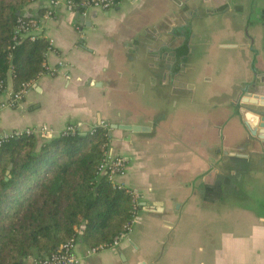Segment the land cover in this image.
Returning a JSON list of instances; mask_svg holds the SVG:
<instances>
[{
    "label": "crops",
    "instance_id": "crops-1",
    "mask_svg": "<svg viewBox=\"0 0 264 264\" xmlns=\"http://www.w3.org/2000/svg\"><path fill=\"white\" fill-rule=\"evenodd\" d=\"M49 8L35 0L23 11L52 46L48 72L0 108V134L104 128L108 153L128 163L113 184L140 196L118 246L91 253L79 241L80 264H264V144L241 115L264 97V0ZM14 92L11 76L0 105Z\"/></svg>",
    "mask_w": 264,
    "mask_h": 264
},
{
    "label": "trees",
    "instance_id": "trees-1",
    "mask_svg": "<svg viewBox=\"0 0 264 264\" xmlns=\"http://www.w3.org/2000/svg\"><path fill=\"white\" fill-rule=\"evenodd\" d=\"M33 1L0 0V96L9 77L17 92L48 72L50 42L33 41L17 31L20 19L31 20L18 13ZM71 1L76 11H85L88 0ZM107 133L104 128L88 134L63 132L42 143L24 135L1 146L0 264L51 256L71 240L89 249L107 247L131 224L132 196L100 170Z\"/></svg>",
    "mask_w": 264,
    "mask_h": 264
},
{
    "label": "built area",
    "instance_id": "built-area-1",
    "mask_svg": "<svg viewBox=\"0 0 264 264\" xmlns=\"http://www.w3.org/2000/svg\"><path fill=\"white\" fill-rule=\"evenodd\" d=\"M50 8L47 11L48 17H53L56 13L57 8L62 5V0H48ZM117 4L116 0H88L83 3L85 10L91 8H100L102 10H111ZM65 7L67 10L71 12H76L77 5L71 0H65ZM82 15H86L85 12ZM40 28L35 20H19V26L17 31L22 36L30 37L31 40L35 41L38 38H42L43 35L39 34ZM0 86L3 88L2 84ZM30 85H26L21 90L10 94L9 99L0 105V108H15L24 98V95L27 93ZM5 92V91H4ZM3 92V93H4ZM77 132V128L75 126H68L64 133H75ZM50 134V129L47 126H43L39 129H26L24 131H10L4 132L0 134V148L1 146L8 140L19 138L21 136H36L42 139H48ZM128 163L127 159L120 156H112L108 153V149L105 151V155L103 161L100 166V170L102 173H106L109 175L111 182L113 183V179L125 173L127 169ZM115 185V184H114ZM117 186V185H116ZM119 189H123L122 186H118ZM133 199V208L134 214L136 215L139 207L140 196L131 191H127ZM135 217V216H134ZM131 224H128L122 234L115 239V241L110 246L100 247L97 249H90L91 253H95L99 250H103L106 248L116 247L119 244L121 238L125 237V235L130 230ZM76 240H71L70 242L64 244L61 249L52 254L51 256H47L45 258H35L32 264H80V258L76 253Z\"/></svg>",
    "mask_w": 264,
    "mask_h": 264
},
{
    "label": "water",
    "instance_id": "water-1",
    "mask_svg": "<svg viewBox=\"0 0 264 264\" xmlns=\"http://www.w3.org/2000/svg\"><path fill=\"white\" fill-rule=\"evenodd\" d=\"M18 15L31 19V16L25 14L24 12H19ZM254 99L255 100L249 101V106H244V108L241 110V115L252 136L256 137L262 144H264V97H261L260 95L255 96ZM116 127L127 131H144V128L129 125H120ZM10 169L11 168H9L7 173L8 177L10 174ZM8 177L6 178L7 180L9 179ZM85 227L86 224H83L80 231L81 234L84 233Z\"/></svg>",
    "mask_w": 264,
    "mask_h": 264
},
{
    "label": "rangeland",
    "instance_id": "rangeland-1",
    "mask_svg": "<svg viewBox=\"0 0 264 264\" xmlns=\"http://www.w3.org/2000/svg\"><path fill=\"white\" fill-rule=\"evenodd\" d=\"M223 191H224V194L221 197V200H219V201H223V202L227 203V187H225L223 189ZM160 196H161V199H163L162 203H164V204H174V199L176 197L175 195H170V194L166 195L165 193H162Z\"/></svg>",
    "mask_w": 264,
    "mask_h": 264
}]
</instances>
